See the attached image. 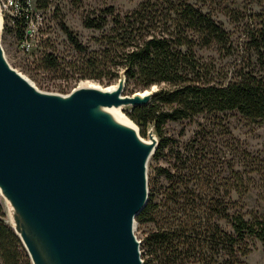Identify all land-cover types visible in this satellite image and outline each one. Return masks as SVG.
<instances>
[{"label": "trees", "instance_id": "obj_1", "mask_svg": "<svg viewBox=\"0 0 264 264\" xmlns=\"http://www.w3.org/2000/svg\"><path fill=\"white\" fill-rule=\"evenodd\" d=\"M195 1L204 5L212 0ZM196 2L143 0L124 14L108 6L83 19V25L90 29L100 30L110 24L122 57L120 61L111 59V47L99 54L88 53L81 77L100 80L104 71L113 69L118 75L115 68L122 66L126 85L133 82L131 94L153 84L170 86L156 92L147 106L134 107L131 116L138 127L151 126L158 138L152 159L158 161L169 151L171 160L169 168L158 167L157 175L164 182L149 188L148 201L135 218L137 223H151L153 227L140 244L143 264H244L241 259L249 253L250 239L264 247V216L246 219L234 208L238 202L232 199V194L241 199L248 193L249 176L263 168V161L245 147L229 145L230 152L238 153L237 161L233 155L228 157L211 148L213 131L226 112H236L247 122H264V12L250 13L248 21L253 29L246 34L248 50L254 53L263 73L255 72L249 59L229 81L215 84L201 79L204 67L193 48L213 44L222 48L229 36ZM27 12L8 26L18 41L23 40L32 18L30 10ZM232 12L227 9L226 14L231 16ZM5 23L7 30V20ZM61 29L75 50L86 52L65 24ZM105 40L112 46L114 41L109 36ZM43 63L46 68L57 66L50 54ZM199 116L204 121L197 125L184 149L174 145L172 138H163L166 122ZM228 137L236 142L230 133ZM0 264H31L18 236L6 223L1 201Z\"/></svg>", "mask_w": 264, "mask_h": 264}, {"label": "water", "instance_id": "obj_2", "mask_svg": "<svg viewBox=\"0 0 264 264\" xmlns=\"http://www.w3.org/2000/svg\"><path fill=\"white\" fill-rule=\"evenodd\" d=\"M3 54L0 44V198L30 263L143 264L134 226L158 141L98 108L144 107L155 93L123 95L124 71L112 92L43 93Z\"/></svg>", "mask_w": 264, "mask_h": 264}, {"label": "rangeland", "instance_id": "obj_3", "mask_svg": "<svg viewBox=\"0 0 264 264\" xmlns=\"http://www.w3.org/2000/svg\"><path fill=\"white\" fill-rule=\"evenodd\" d=\"M143 0H33L30 8L32 15L29 31L32 34L29 45L18 41L14 32L5 29V19L2 17L0 44L3 55L8 65L27 79L38 91L43 93L65 95L71 93L78 87L96 86L97 88L107 89L116 86L119 74L123 72V67L115 68L118 75H114V70L103 72L100 80L83 78V62L88 53H97L103 48H112L111 59L120 61L122 50L120 43L116 41V32L111 29V25L103 29H90L83 25L84 16L96 13L108 6H113L115 12L124 14L133 11ZM195 3V0H190ZM261 0H212L204 5L196 2L203 11L210 12L212 18L228 33L229 42L221 48L219 45H209L201 47L194 46L196 59L203 64L201 69V79L212 81L215 84H224L235 73L242 69L249 59L252 61L251 67L255 72L262 74L255 61V55L248 50L246 34L249 29H253L248 21L251 12H264V2ZM43 5H45L43 7ZM227 9L232 10L231 16L226 14ZM61 24H65L77 37L78 42L85 47L86 52L75 50L68 42L67 37L61 29ZM112 35V36H111ZM109 36L114 41L112 46L107 45L105 38ZM111 36V37H110ZM52 55L56 61V67L46 68L43 60L46 55ZM96 55V54H95ZM133 82L126 85L123 95H131ZM170 86L165 83L153 84L148 89L141 91H152L156 93L160 90H167ZM135 93V92H134ZM157 101V100H156ZM159 103V102H157ZM121 113L126 117V121L144 135H140L143 140H147L146 129L138 127L131 116L132 107H122ZM220 126L213 131L212 140L214 145L212 150L217 149L222 155L234 157L238 160V153L229 151V145L233 148L245 147L253 156H259L263 161V168L257 173L249 176V191L241 199L232 194V199L238 203L234 206L236 210L244 213L246 219L264 216V122L251 123L245 121L236 112H226L222 115ZM204 121L203 116L195 117L192 120L168 121L163 127V138H172L174 145L183 147L193 137L197 125ZM227 129V130H226ZM226 130V134H225ZM228 133L236 140H228ZM157 141L158 138L156 137ZM227 158V157H226ZM228 159V158H227ZM229 160V159H228ZM171 165L170 153L165 152L158 161L152 159L147 163V188L163 184V178L157 175L158 167L169 168ZM250 170V168H248ZM5 212L6 223L11 224L10 214L6 202L0 198ZM226 229L227 225L221 223ZM11 226V225H10ZM153 229L151 223L139 224L135 221L134 235L138 241ZM249 253L241 260L244 264H264V247L256 239H250ZM142 259V257H141ZM143 260V259H142Z\"/></svg>", "mask_w": 264, "mask_h": 264}, {"label": "built area", "instance_id": "obj_4", "mask_svg": "<svg viewBox=\"0 0 264 264\" xmlns=\"http://www.w3.org/2000/svg\"><path fill=\"white\" fill-rule=\"evenodd\" d=\"M33 0H0V14L4 16L3 19L7 20V25L10 27L20 20L22 16L28 15L27 10H30ZM2 18V17H1ZM31 19L29 18L27 27L24 31V37L21 43L29 45V41L32 37L30 33L29 24H31Z\"/></svg>", "mask_w": 264, "mask_h": 264}, {"label": "bare ground", "instance_id": "obj_5", "mask_svg": "<svg viewBox=\"0 0 264 264\" xmlns=\"http://www.w3.org/2000/svg\"><path fill=\"white\" fill-rule=\"evenodd\" d=\"M0 24H2L1 20H0ZM79 88H94V89H99L103 92H112L117 88L116 86H112L109 87L107 89H101V88H97L96 86H82V87H78ZM147 91H145L144 93H138L140 96L142 95H147L148 93H146ZM136 95V94H135ZM123 97V96H122ZM121 106L119 107H111V108H104V107H100L98 108V113L106 115V116H110L112 119H114L117 123L122 124L123 126H130L131 128L134 127L133 124L129 123L128 121H126V117L122 115L121 113Z\"/></svg>", "mask_w": 264, "mask_h": 264}, {"label": "flooded vegetation", "instance_id": "obj_6", "mask_svg": "<svg viewBox=\"0 0 264 264\" xmlns=\"http://www.w3.org/2000/svg\"><path fill=\"white\" fill-rule=\"evenodd\" d=\"M2 18H1V16H0V20H1ZM1 22H2V20H1Z\"/></svg>", "mask_w": 264, "mask_h": 264}]
</instances>
